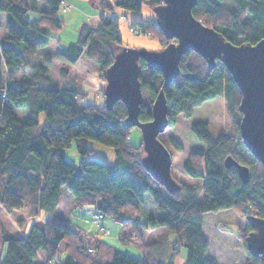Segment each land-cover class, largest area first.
<instances>
[{"label":"trees","instance_id":"16d2710c","mask_svg":"<svg viewBox=\"0 0 264 264\" xmlns=\"http://www.w3.org/2000/svg\"><path fill=\"white\" fill-rule=\"evenodd\" d=\"M62 1L0 0V14L5 15L3 24L0 22L5 30L0 37V264H173L172 260L154 258V241H144V228L154 231L163 227L173 230L176 242L186 248L184 264H216L206 257L203 224L234 223L245 244L252 229L248 216L264 217L263 169L243 145L238 131L239 88L221 62L208 69L205 59L194 51L182 55L179 74L167 86L162 84L161 72L140 59V121L151 119V105L161 88L168 125L176 115L189 118L195 107L216 97L224 99L235 119V136L221 133L213 137L205 121L190 125L202 145L190 152L182 169L190 177L203 179V199L197 200V189L179 181L177 191H168L144 168L142 142L133 145L127 140L131 127L124 124V104L116 101L107 108L104 103H80L83 91L72 83L57 86L46 63L36 59L37 50L63 25L57 16ZM90 1L97 9H112L106 0ZM160 3L115 0L114 6L139 10L141 4L153 9ZM28 12H36L38 17L28 19ZM192 13L236 44H253L264 36V0H197ZM133 24L140 33L157 36L161 47L174 41L164 36L155 17ZM121 46L118 19L101 14L95 24L82 23L76 43L60 46L58 56L69 64L83 60L104 73ZM20 109L26 110L23 117L18 116ZM40 113L45 115L44 125L39 124ZM89 140L110 147L114 161L90 158ZM71 142L80 156V172L64 157L63 150ZM171 142L176 149L182 148L176 139ZM228 155L248 167L247 183L239 179L234 166L224 165ZM146 193L155 212L143 222L138 214ZM62 194L71 196L77 208L93 206L129 229L121 239L139 241L144 255L137 258L122 252L58 214L46 218L42 227L32 223L26 233L17 235L4 225L3 211L26 210L30 217L41 210L54 212ZM62 240L64 256L59 257ZM247 254L252 264H264L259 255Z\"/></svg>","mask_w":264,"mask_h":264},{"label":"rangeland","instance_id":"374dc122","mask_svg":"<svg viewBox=\"0 0 264 264\" xmlns=\"http://www.w3.org/2000/svg\"><path fill=\"white\" fill-rule=\"evenodd\" d=\"M112 7L111 10L97 9L90 0H63L62 8L57 12V16L63 21L60 29L54 32L49 43L37 50V58L39 61L46 63L47 70L54 83L57 86H63L72 83L81 89L84 97L80 99V103H95L103 105L104 95L102 88L105 85L103 73L83 60H78L74 64H69L61 60L58 56L60 46L76 43L80 25L84 22L95 24L103 16H114L118 19V33L123 46L134 47L142 50H158L161 43L157 36L140 33V29L134 26L133 21L143 22L146 19L154 18L153 10L146 4H141L139 10H125L114 6L115 0H106ZM228 3V0H227ZM65 5V7H63ZM28 19L38 17L36 12H28ZM5 15L0 14V22L3 24ZM5 30L0 27V37ZM65 73H63V70ZM100 82L96 84L94 82ZM25 109H20L17 113L19 117H23ZM39 124L44 125L46 118L44 113L39 114ZM196 121H205L208 129L213 137H217L221 133L234 135L236 134L235 119L228 112L226 103L222 97L203 102L195 107L193 114L189 118L179 114L174 117L171 125L158 134V139L164 144L171 155V174L179 182L185 186L197 189L196 199L202 200L204 192L201 189L203 179L188 176L182 169L183 162L189 157L190 152L201 146L202 144L192 134L190 125ZM176 139L181 144V149H176L171 139ZM127 140L133 145L142 142L141 130L133 126L130 128ZM92 148L90 158L98 159L106 163H112L115 159L113 150L98 142L89 140ZM64 157L76 166V171L80 172L78 155L74 142L63 150ZM263 169V168H262ZM155 212V207L151 201L149 194L143 195V201L140 206L138 217L141 221L146 222L149 214ZM4 225L10 233L20 234L26 233L30 226L36 224L43 226L44 220L52 214H58L69 219L76 227L86 231L87 233L98 236L100 239L113 246L114 248L141 258L144 255V248L140 242L134 239H121V235H127L129 229L123 228L111 216L105 215L98 217V212L93 206L87 205L77 208L74 199L71 196L62 194L59 204L54 212L41 210L36 217H30L26 210L5 213L3 211ZM103 226L106 229H102ZM202 233L207 240L208 246L206 257L213 260L216 264H252L243 243V238L239 236L236 224L228 223L222 225L203 224ZM144 228V241H154L151 251L154 258L162 262L172 260L173 264H184L186 259V248L176 242V233L165 227L161 229ZM150 234V235H149ZM64 241L60 242V248L64 245ZM178 251L172 253V248ZM64 256V251L62 256ZM40 259L44 260L45 256L40 254Z\"/></svg>","mask_w":264,"mask_h":264},{"label":"water","instance_id":"95a60500","mask_svg":"<svg viewBox=\"0 0 264 264\" xmlns=\"http://www.w3.org/2000/svg\"><path fill=\"white\" fill-rule=\"evenodd\" d=\"M197 0H161L152 10L155 23L164 36L174 41L158 50H142L121 46L112 63L103 73L104 105L111 108L121 101L126 109V127H138L142 132L141 162L151 176L168 191H177L179 184L171 174V155L158 139L169 124L163 89H159L151 105V119L140 121L138 112L143 101L139 81L140 59L148 68L162 74L167 86L179 74L183 54L194 51L203 57L208 69L221 62L240 90L238 111L241 113L238 131L243 145L263 168L264 184V36L257 42L233 43L215 28L204 25L192 10ZM226 167L234 166L243 183L249 181V170L230 155ZM251 230L245 236V246L252 256L264 259V217L248 216Z\"/></svg>","mask_w":264,"mask_h":264},{"label":"crops","instance_id":"0c3cea01","mask_svg":"<svg viewBox=\"0 0 264 264\" xmlns=\"http://www.w3.org/2000/svg\"><path fill=\"white\" fill-rule=\"evenodd\" d=\"M94 83L99 84L100 82L96 81V82H94ZM60 198H61V196H60ZM59 201H60V199H59ZM58 204H59V203H58ZM64 246H65V243H64L63 246H61V248H60V245H59V250H58V252H57V255H59V257L62 256V252L64 251Z\"/></svg>","mask_w":264,"mask_h":264},{"label":"built area","instance_id":"2783aa9c","mask_svg":"<svg viewBox=\"0 0 264 264\" xmlns=\"http://www.w3.org/2000/svg\"><path fill=\"white\" fill-rule=\"evenodd\" d=\"M103 215L100 213V212H98V217L99 218H101ZM101 228L104 230V229H106V228H104L103 226H101Z\"/></svg>","mask_w":264,"mask_h":264}]
</instances>
